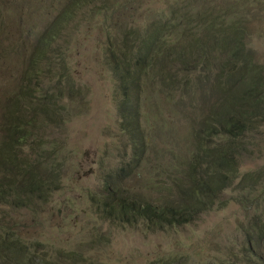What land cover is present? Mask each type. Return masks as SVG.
<instances>
[{
	"label": "trees",
	"instance_id": "obj_1",
	"mask_svg": "<svg viewBox=\"0 0 264 264\" xmlns=\"http://www.w3.org/2000/svg\"><path fill=\"white\" fill-rule=\"evenodd\" d=\"M146 1L0 0L2 15L10 22L14 15L24 24L29 40L26 47L30 48L23 85L7 110L6 138L0 147V203L21 206L31 203L35 192L43 196L49 193L38 175L42 165L38 150L25 151V145L31 143L27 136L41 140V123L63 120L61 106H66L58 103L61 96L49 92L46 83L58 81L57 67L66 78L67 66L60 49L77 51L83 48L78 44L83 34L89 37L95 33L105 37L104 49L111 58L109 66L118 90V122L131 148L129 159L103 181L101 195L95 199L100 215L129 225L141 221L155 230L191 223L203 212L223 205V191L238 176L242 137L264 110V59H258L254 36L245 25L250 20L249 9L264 13V0H254L249 8L242 7L243 0H156L159 8L146 7L136 14ZM4 24L0 18V26ZM169 65L182 66L189 74L202 71L201 80L210 76L209 94L217 96L218 103L208 108L203 128L195 134L194 152L179 169L174 194L159 195L154 200L130 191L125 180L141 167L147 155L141 90L156 74L160 73L162 81L161 72H167ZM170 84L177 87L180 82ZM216 135L220 139L213 142ZM52 153H47V161H52ZM244 236L245 262L249 264L253 255L260 260L258 243L264 240V224L250 223ZM38 243L25 242L14 231L0 227V264L85 262L84 256L73 250L52 257L43 249H35ZM170 263L157 259L148 264ZM220 264L240 263L234 258Z\"/></svg>",
	"mask_w": 264,
	"mask_h": 264
},
{
	"label": "rangeland",
	"instance_id": "obj_2",
	"mask_svg": "<svg viewBox=\"0 0 264 264\" xmlns=\"http://www.w3.org/2000/svg\"><path fill=\"white\" fill-rule=\"evenodd\" d=\"M155 2L147 0L136 14L146 7L159 8L160 3ZM254 3L243 0L242 7ZM247 17L250 20L245 25L250 26L258 59L263 60L264 13L249 9ZM0 18L6 22L0 26L1 147L6 138L7 110L23 85L30 48L26 47L29 40L24 24L14 15L10 22L1 10ZM102 38L95 33L89 37L83 34L78 43L83 48L60 49L67 66L66 78L57 67L58 81L45 83L49 92L61 96L58 103L66 106H61L64 118L41 123V140L33 141L34 135L28 134L33 144L25 145L28 153L38 150L42 161L38 175L50 191L44 196L33 193L31 203L21 206L0 203V227L14 231L25 242H39L35 249H43L52 257L65 251L79 252L85 258L83 264H148L157 259L171 260L170 264H220L234 258L247 264L245 230L250 223L264 224V110L242 137L238 176L223 191V205L203 212L191 223L155 230L141 221L129 225L104 218L95 199L101 195L104 179L129 159L131 148L118 122V90ZM161 73L162 81L160 73L156 74L141 90L147 155L141 167L125 180L130 191L154 200L159 195L174 194L179 169L194 152L195 134L203 128L208 108L218 103L217 96L209 94L211 77L201 80L204 72L189 74L182 66L169 65L168 71ZM186 79L190 81L185 83ZM179 82L177 87L170 84ZM233 108H229L232 115ZM219 139L216 135L212 141ZM49 151H53L52 161H47ZM247 221L250 223L246 225ZM258 247L261 259L253 255L249 264H264V240Z\"/></svg>",
	"mask_w": 264,
	"mask_h": 264
}]
</instances>
